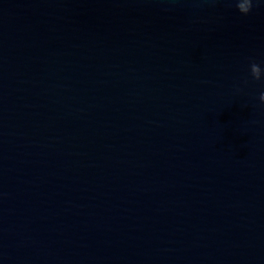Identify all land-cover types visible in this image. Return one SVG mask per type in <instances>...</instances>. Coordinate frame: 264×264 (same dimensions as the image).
I'll use <instances>...</instances> for the list:
<instances>
[{
    "label": "water",
    "instance_id": "1",
    "mask_svg": "<svg viewBox=\"0 0 264 264\" xmlns=\"http://www.w3.org/2000/svg\"><path fill=\"white\" fill-rule=\"evenodd\" d=\"M261 92L264 0H0V264H264Z\"/></svg>",
    "mask_w": 264,
    "mask_h": 264
},
{
    "label": "clouds",
    "instance_id": "2",
    "mask_svg": "<svg viewBox=\"0 0 264 264\" xmlns=\"http://www.w3.org/2000/svg\"><path fill=\"white\" fill-rule=\"evenodd\" d=\"M236 9L243 15H247L253 8L254 3H258V0H233ZM250 68V74L253 80H260L262 69L261 67L255 63L252 62L249 65ZM259 100L264 103V92H261L259 94Z\"/></svg>",
    "mask_w": 264,
    "mask_h": 264
}]
</instances>
